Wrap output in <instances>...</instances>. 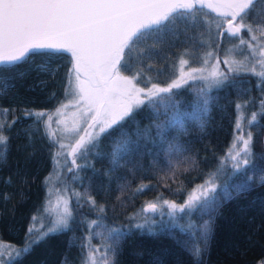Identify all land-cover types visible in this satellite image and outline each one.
<instances>
[{"label":"trees","instance_id":"obj_1","mask_svg":"<svg viewBox=\"0 0 264 264\" xmlns=\"http://www.w3.org/2000/svg\"><path fill=\"white\" fill-rule=\"evenodd\" d=\"M262 17L264 0H256L246 19L259 22ZM218 19L199 8L194 17L179 21L167 32L156 48L150 45L159 37L141 40L132 50L133 62L145 69L141 86L149 77L151 82L167 86L179 75L180 53H188L184 56L189 60L187 66H199L204 53L213 51L216 43L221 47L215 49L212 62L219 59L222 68L229 49L231 58L248 56L251 60L247 46L239 45L237 38L217 37ZM70 68L69 55L30 57L27 63L0 68V124L8 137L0 144L3 260L16 257L18 249L29 248L18 264H83L88 249L81 246L89 243L90 232L91 245L100 247L111 242L108 230L118 228L123 235L113 257L115 264H264V145L260 143L264 78L241 72L228 86L208 92L207 105L196 103L203 83L189 81L171 94L183 114L182 126L170 125L158 135L152 107L142 106L122 127L102 133L96 146L77 158L80 167L74 168L67 156L71 149H60L54 132L55 143L49 140L51 131L45 127L48 116L72 99L65 93ZM3 109L14 112L4 113ZM26 110L47 115L36 123L35 118L24 115ZM253 113L256 119L250 124ZM239 114L242 134L247 137L251 131L253 139L249 144L251 162L237 172L226 154L237 132ZM14 118L16 123L9 128ZM145 130L150 134H142ZM121 133L128 135L129 144L114 162L111 145ZM69 168L74 170L69 172ZM206 181L216 186L214 193L209 192L215 197L214 210L197 208L169 216L164 201L180 204ZM141 188L144 190L138 191ZM55 191L64 194L72 211L70 228L32 243L52 227L55 217L49 199ZM149 203L157 204L158 210L143 212ZM145 217L155 223L150 228L135 227ZM92 221L97 223L90 229ZM205 221L210 223L206 239L200 231Z\"/></svg>","mask_w":264,"mask_h":264},{"label":"snow or ice","instance_id":"obj_2","mask_svg":"<svg viewBox=\"0 0 264 264\" xmlns=\"http://www.w3.org/2000/svg\"><path fill=\"white\" fill-rule=\"evenodd\" d=\"M255 2L256 0H0V68L27 63L30 57L70 55L72 67L67 73L65 93L75 101L77 111L73 116L77 121L82 120L86 126L82 133L78 132L77 126L66 129L68 132H76L79 138L70 146L61 142L59 148L70 147L67 156L72 158L74 168H79L77 158L91 151L102 133L122 127L142 106L152 107L155 117L153 126L158 135H162L170 125L182 126L183 114L175 105L171 94L174 89L188 85L189 81L203 83L196 93V103L207 105L208 92L228 86L241 72H251L264 78V17L259 22L246 19L252 13ZM199 8H208L219 17L215 21V28L220 40L226 36L237 38L239 45L247 46L252 59L249 60L248 56L241 60L233 59L230 55L232 50L229 49L222 61L226 67L222 68L219 59L212 62L215 49L221 47L220 43H216L212 46L213 51L204 53L200 67H189L187 71L184 69L189 65V60L184 56L188 53H180V74L167 86L151 82V77L141 86L145 69L139 67L138 62H133L132 50L136 49L141 40L149 37H159L150 45L151 48H156L164 42L167 32L177 27L179 21H188L190 17H194ZM256 65H259V71ZM149 83L151 87H148ZM161 105L165 107L162 109ZM261 106L264 108V101H261ZM236 107L239 109L241 105L237 104ZM10 111L14 112L13 109H3L4 113ZM24 115L35 118L34 122L39 123L47 113L26 110ZM161 116L164 117L163 120ZM255 119L256 114L253 113L249 123ZM51 120L52 117L48 116L46 128ZM15 123L14 118L7 126L10 128ZM57 123L61 121L58 120ZM3 130L4 125L0 124V144L8 139ZM240 130L241 125L237 122L236 131ZM142 134L149 135L150 131L145 130ZM47 135L55 143L53 133L48 132ZM238 139L243 140V148L235 154L229 153L232 168L237 172L251 162L249 144L253 134L249 131L246 139L243 136ZM128 144L129 137L126 133H121L113 140L110 154L114 162L121 153L127 151ZM190 163L194 164V161ZM74 168H69L68 171L72 172ZM215 191L216 186L213 184L210 189L204 187L203 199L191 196L183 205L169 201L164 203L169 207V216H174L177 211L191 213L197 208L207 212L215 208V197L209 196V192ZM103 210L101 207L100 211ZM157 210V204L149 203L143 212ZM71 220L72 211L65 201L63 212L49 231L32 243H39L51 234L68 230ZM96 223L97 221H92L89 228ZM153 223L154 220L145 217L144 223L135 227L150 228ZM200 231L206 239L210 223L205 221ZM31 232L30 228L29 233ZM108 232L111 242L100 247L91 245L90 232L89 243L81 246L88 249L83 264H115L113 257L123 233L118 228H111ZM28 251L29 248L18 249L16 257H9L7 261L0 255V262L18 264L19 258Z\"/></svg>","mask_w":264,"mask_h":264},{"label":"rangeland","instance_id":"obj_3","mask_svg":"<svg viewBox=\"0 0 264 264\" xmlns=\"http://www.w3.org/2000/svg\"><path fill=\"white\" fill-rule=\"evenodd\" d=\"M258 58L259 57H257V59ZM201 65L202 64H200L199 66H194V67H200ZM188 68H189V66H185L184 70L187 71ZM256 69H257V71L260 70L259 65H256ZM179 74H180V72H179ZM148 87H151V86H148ZM64 105H67V107H63ZM57 109H59L60 111L57 112ZM76 111H77V109L75 106V101L72 98V99L66 101L65 103H63L58 108H56L55 111L53 112V114L50 115L52 117V120L48 126V129L51 132H54L58 136L60 143L62 142V143L69 145V146L71 144H74L75 140L79 138L78 134L76 132H68V131H66V129H71L74 126H77L78 132L82 133L83 128L86 126L82 120L77 121L76 118L73 116V113H75ZM58 120L61 121V123L58 124L57 123ZM47 121H48V119H47ZM237 122H239L240 125L242 123V116L240 114L237 117ZM96 131H98V129H96ZM239 136H243L244 139L247 138L246 136H244L242 134L241 130H240V132H236V134L234 136V140L232 141V143L229 147V150L226 154V159L230 163H232V161L230 160L229 153L235 154V152H238L243 148V140L238 139ZM260 143L262 145H264V133L261 136ZM66 149L70 150V147H66ZM213 184H214L213 182L206 181V182H203V183L195 186L189 192L186 199L182 203L177 204V205L185 204L187 201H189V198L191 196L197 197L199 195H202L204 187H208L210 189ZM65 201H66V198L61 191H55L51 194V197L49 199V210L51 212H53V215L55 217L54 221L57 220L59 218L60 214L63 212V209L65 207ZM164 206L169 210V207L167 204L164 203ZM2 249H4V245L0 244V255L3 251Z\"/></svg>","mask_w":264,"mask_h":264},{"label":"water","instance_id":"obj_4","mask_svg":"<svg viewBox=\"0 0 264 264\" xmlns=\"http://www.w3.org/2000/svg\"><path fill=\"white\" fill-rule=\"evenodd\" d=\"M204 9L207 10V11H209L211 14L217 16L216 13L211 12L208 8H204ZM69 57H70V55H69ZM70 59H71V58H70ZM71 67H72V65H71ZM145 207H146V206H145ZM145 207H144V208H145Z\"/></svg>","mask_w":264,"mask_h":264}]
</instances>
